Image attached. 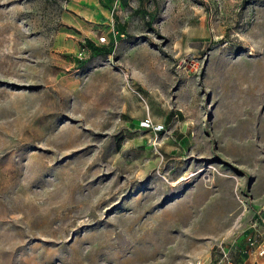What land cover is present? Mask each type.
I'll list each match as a JSON object with an SVG mask.
<instances>
[{"label": "rangeland", "instance_id": "rangeland-1", "mask_svg": "<svg viewBox=\"0 0 264 264\" xmlns=\"http://www.w3.org/2000/svg\"><path fill=\"white\" fill-rule=\"evenodd\" d=\"M262 219L264 0H0V264H264Z\"/></svg>", "mask_w": 264, "mask_h": 264}, {"label": "built area", "instance_id": "built-area-1", "mask_svg": "<svg viewBox=\"0 0 264 264\" xmlns=\"http://www.w3.org/2000/svg\"><path fill=\"white\" fill-rule=\"evenodd\" d=\"M259 231L256 225L253 227L254 234L249 236L246 240V246L242 249L241 253L245 257L256 255L258 257H264V220L260 222ZM236 261L231 256V251L222 248L220 258L212 264H235ZM198 264H202L198 262Z\"/></svg>", "mask_w": 264, "mask_h": 264}, {"label": "crops", "instance_id": "crops-1", "mask_svg": "<svg viewBox=\"0 0 264 264\" xmlns=\"http://www.w3.org/2000/svg\"><path fill=\"white\" fill-rule=\"evenodd\" d=\"M106 10H108V9H106V8H103V10H101V14H104V11H106Z\"/></svg>", "mask_w": 264, "mask_h": 264}, {"label": "bare ground", "instance_id": "bare-ground-1", "mask_svg": "<svg viewBox=\"0 0 264 264\" xmlns=\"http://www.w3.org/2000/svg\"><path fill=\"white\" fill-rule=\"evenodd\" d=\"M176 247H177V246H176ZM176 247H175V248H176ZM160 248H162V247H160ZM167 248H170V247H167ZM175 248H173V251H174ZM160 250H161V249H160ZM162 250H163V249H162ZM164 250H165V249H164ZM164 250H163V251H164ZM166 250H167V249H166ZM171 252H172V250H171ZM170 255H171V254H170ZM171 257H172V256H171Z\"/></svg>", "mask_w": 264, "mask_h": 264}, {"label": "trees", "instance_id": "trees-1", "mask_svg": "<svg viewBox=\"0 0 264 264\" xmlns=\"http://www.w3.org/2000/svg\"><path fill=\"white\" fill-rule=\"evenodd\" d=\"M122 1V3L124 2V1H126V0H121Z\"/></svg>", "mask_w": 264, "mask_h": 264}]
</instances>
